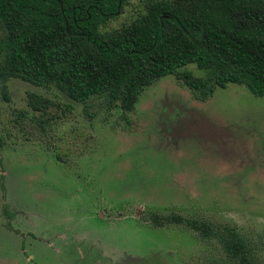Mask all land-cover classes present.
Masks as SVG:
<instances>
[{"label": "rangeland", "instance_id": "obj_1", "mask_svg": "<svg viewBox=\"0 0 264 264\" xmlns=\"http://www.w3.org/2000/svg\"><path fill=\"white\" fill-rule=\"evenodd\" d=\"M143 3L129 0L105 30L130 23ZM6 86L0 264L221 262L218 243L182 221L235 227L264 264V98L228 84L200 99L167 75L124 113L54 86ZM36 96L47 104L34 106Z\"/></svg>", "mask_w": 264, "mask_h": 264}, {"label": "trees", "instance_id": "obj_2", "mask_svg": "<svg viewBox=\"0 0 264 264\" xmlns=\"http://www.w3.org/2000/svg\"><path fill=\"white\" fill-rule=\"evenodd\" d=\"M142 1L130 23L105 30L129 0H0L5 99L7 81L19 79L54 86L84 105L102 98L107 109L128 113L146 88L167 75L200 99L228 84L264 98V0ZM188 65L204 76H193L184 69ZM38 104L47 101L36 96ZM182 222L218 243L223 260L216 264H258L235 227Z\"/></svg>", "mask_w": 264, "mask_h": 264}]
</instances>
